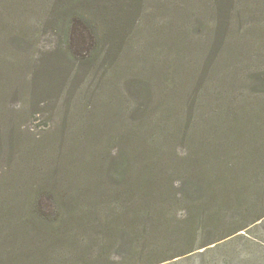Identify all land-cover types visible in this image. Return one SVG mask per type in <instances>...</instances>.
I'll list each match as a JSON object with an SVG mask.
<instances>
[{
  "label": "rangeland",
  "instance_id": "obj_1",
  "mask_svg": "<svg viewBox=\"0 0 264 264\" xmlns=\"http://www.w3.org/2000/svg\"><path fill=\"white\" fill-rule=\"evenodd\" d=\"M37 182L115 215L71 227L79 264H264V0H0V205ZM52 235L1 231L0 264H69Z\"/></svg>",
  "mask_w": 264,
  "mask_h": 264
},
{
  "label": "trees",
  "instance_id": "obj_2",
  "mask_svg": "<svg viewBox=\"0 0 264 264\" xmlns=\"http://www.w3.org/2000/svg\"><path fill=\"white\" fill-rule=\"evenodd\" d=\"M82 1L83 0H73L75 3ZM86 1L91 3L95 0ZM74 9V5L71 6V4H69L66 9L62 10V15L60 16V20L62 21L63 25L69 29V31L66 32L68 44L73 45L77 40H79L81 44L78 46H82V48L90 46V51L94 50L95 52H98L99 37L91 30L93 29L94 24L89 23L81 16L73 15L72 13L74 12ZM91 48H93V50ZM71 49L72 47L70 50ZM120 168L123 170V174L125 176L126 172L128 173L129 171L133 170V165L130 166L127 158L124 157ZM182 170L183 169H180V172H183ZM224 176L225 174L219 177L221 180L223 179L224 183H229L228 175V179L223 178ZM140 182L142 184L143 182L146 183L148 181L147 179L140 178ZM78 193L79 192H70L68 190L65 192L59 191L58 189L48 190L44 187L43 183L37 182L33 189L30 191L28 190L25 193V202L20 203V201L15 198V201L7 206L0 205V232L4 231L5 229H9L11 232L13 231L19 233L27 224L48 228L50 233H53L52 237L57 235V237L60 236L65 241L71 240L72 245L78 243V246H72L65 252L72 259L69 264H79V259H81L83 256H87L85 252H81V248L86 243H92V245H94L96 242H99V239L93 234H89L88 239H85V237L79 236L78 232L74 231L71 227L74 224L80 225L84 229H89L91 227L93 228L91 233H93V231L96 229L101 228V224L105 225V223L107 224L109 222L110 227L112 224L117 222V219H115V215H110V213L107 214L104 209H101L100 216H103V219H106L105 223L96 220L99 216L98 210H96V213H93V222L88 221L87 223H84V216L82 214L83 211L80 209L82 206V198ZM116 212H118L117 215L120 216L119 219H127L126 215L128 214V211L125 209L124 204L117 207ZM262 217L263 215L258 217L254 222L261 219ZM117 225L118 229L121 231L115 234V236H118L119 233L123 231V228L119 224ZM125 227L130 230L129 223L125 224L124 228ZM246 227L248 226H242V228L238 229L237 231L245 229ZM206 245L207 244L204 246ZM72 249L74 252H70ZM153 252L157 253L160 251L155 247ZM122 258L123 259L121 262H119V264H130V258L127 256Z\"/></svg>",
  "mask_w": 264,
  "mask_h": 264
}]
</instances>
